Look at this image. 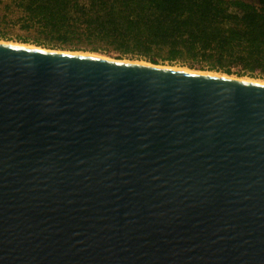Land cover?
<instances>
[{"label": "water", "instance_id": "obj_1", "mask_svg": "<svg viewBox=\"0 0 264 264\" xmlns=\"http://www.w3.org/2000/svg\"><path fill=\"white\" fill-rule=\"evenodd\" d=\"M0 264H264V83L0 41Z\"/></svg>", "mask_w": 264, "mask_h": 264}, {"label": "trees", "instance_id": "obj_2", "mask_svg": "<svg viewBox=\"0 0 264 264\" xmlns=\"http://www.w3.org/2000/svg\"><path fill=\"white\" fill-rule=\"evenodd\" d=\"M49 44L106 45L158 64L264 74V0H0ZM39 40L35 44L39 45ZM241 73H238L239 76Z\"/></svg>", "mask_w": 264, "mask_h": 264}, {"label": "rangeland", "instance_id": "obj_3", "mask_svg": "<svg viewBox=\"0 0 264 264\" xmlns=\"http://www.w3.org/2000/svg\"><path fill=\"white\" fill-rule=\"evenodd\" d=\"M250 3H256L257 0H244ZM7 13L5 10L2 9V6L0 8V41H6L11 43H17V44H26V45H32V46H38L46 49H52V50H61V51H70V52H83V53H95L98 55H102L107 58L111 59H117V60H127V61H140V62H147V60H144L139 57L131 56V55H121L120 53L113 50V48L100 45L98 46V49L100 51H91V48H94V46L91 45H54L53 43L49 44L47 41H44L42 37L37 35L33 29H26L21 26V24L17 21L18 14L15 12L8 14V16H5V18H2L3 15ZM2 16V17H1ZM39 40V45L35 44V41ZM160 66L164 67H174V68H181L186 70H193V71H201V72H214L209 70H200L199 67L195 68H189L187 65L182 64L180 61H175L173 63L163 62L160 59H158V64ZM232 74L230 76L237 77V78H249V79H255V80H261L264 81V74H260L259 72H254L252 74L249 73H243V71L239 67H233L231 68ZM219 74H224L221 72H215ZM238 73H241L239 76Z\"/></svg>", "mask_w": 264, "mask_h": 264}, {"label": "bare ground", "instance_id": "obj_4", "mask_svg": "<svg viewBox=\"0 0 264 264\" xmlns=\"http://www.w3.org/2000/svg\"><path fill=\"white\" fill-rule=\"evenodd\" d=\"M76 53H82V54H88V55H93V56H101V57H104L102 55H98V54H95V53H83V52H76ZM140 62V61H139ZM174 68V67H172ZM175 69V68H174ZM176 69H179V70H186V69H181V68H176ZM188 71V70H187ZM212 73V72H211ZM243 79H246V80H251V81H258L260 83H264V81H261V80H255V79H249V78H243Z\"/></svg>", "mask_w": 264, "mask_h": 264}]
</instances>
